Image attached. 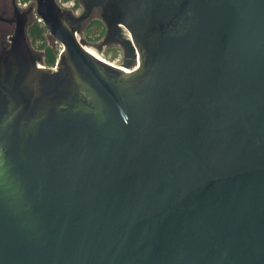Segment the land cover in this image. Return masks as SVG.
Returning <instances> with one entry per match:
<instances>
[{"label":"water","instance_id":"obj_1","mask_svg":"<svg viewBox=\"0 0 264 264\" xmlns=\"http://www.w3.org/2000/svg\"><path fill=\"white\" fill-rule=\"evenodd\" d=\"M82 4L36 0L57 71L0 54V264H264V0Z\"/></svg>","mask_w":264,"mask_h":264},{"label":"flooded vegetation","instance_id":"obj_2","mask_svg":"<svg viewBox=\"0 0 264 264\" xmlns=\"http://www.w3.org/2000/svg\"><path fill=\"white\" fill-rule=\"evenodd\" d=\"M60 4L59 5L62 7V5L64 6V5H67L68 3L61 2ZM71 4L72 5H70L68 8L66 7H62V8L64 10H68L72 12L75 16H80L84 12L82 0H79V4L81 8L80 14H77V10L74 11L73 9L74 3L71 2ZM35 11H36V0H0V54L10 47L11 38L15 35V31L17 29L19 21L24 20L27 44L33 54V57L37 60V67L41 69L52 70L51 67L45 63V61L48 58L47 53H46L47 49L49 47L52 48L49 42L47 41L48 33L45 34V40H46L45 47H41V42L34 43L30 35V29L35 23V21L32 19V17L36 15ZM95 18H101L100 8H95L91 17L82 25L81 35H80L81 37H84V31L85 29H87L89 22ZM104 27H105V32L103 36L98 40V42H93V43L87 42V43H92V45L97 49V51L99 53L104 54L105 56H109L111 53L114 52L113 50H115V52H118V53L120 51L122 53V60H120V64L116 66L125 68V71H127L126 69L132 70L134 67L137 66V62L136 60H134V64L131 67H125V65L128 62V59L125 58V51L119 43L111 42L106 45L103 44L104 41L107 39V33H108L105 23H104ZM121 33L126 37L128 35V33L124 29ZM60 46L61 48H63L61 44ZM59 61H60V55L58 54L57 65ZM38 64L44 65V67H39ZM57 69H58V66H57ZM57 69L52 70V71H57Z\"/></svg>","mask_w":264,"mask_h":264},{"label":"trees","instance_id":"obj_3","mask_svg":"<svg viewBox=\"0 0 264 264\" xmlns=\"http://www.w3.org/2000/svg\"><path fill=\"white\" fill-rule=\"evenodd\" d=\"M62 3H74V11L78 10L80 8L79 0H61ZM105 32V27L104 23L102 22L101 18H95L91 20L87 26V29L84 31V36L92 41H97L99 40ZM47 33V29L45 26L40 23L35 21L34 25L30 29V35L32 37V40L34 43L36 42H41V47L46 46V40H45V34ZM47 60L45 63L53 67L58 59V53L55 52L52 48L47 49Z\"/></svg>","mask_w":264,"mask_h":264},{"label":"rangeland","instance_id":"obj_4","mask_svg":"<svg viewBox=\"0 0 264 264\" xmlns=\"http://www.w3.org/2000/svg\"><path fill=\"white\" fill-rule=\"evenodd\" d=\"M33 3H34V1H33ZM70 5H72V4L71 3H68L67 5H64V6L62 5V7L68 8ZM80 13H81V8H79L77 10V14H80ZM33 17H34V20L35 21L39 22L36 15H34ZM47 33H48V35H47V41L51 45L52 49L55 52H59L62 49L61 46H60V44L49 34L48 31H47ZM82 38H84L87 42H92V43L93 42H98V40L97 41L89 40L85 36L82 37ZM92 43H90V44H92ZM87 50L90 51V52H92L94 55H96L97 57L101 58L102 60H104V61H106L108 63H111L113 65L115 64V66L116 65H119L120 64V60H122V53L120 51L118 53V52H115V50H113L114 51L113 53H111L109 56H105L104 54L99 53L97 51V49L93 45H89V44L87 45ZM58 54H60V53H58Z\"/></svg>","mask_w":264,"mask_h":264},{"label":"built area","instance_id":"obj_5","mask_svg":"<svg viewBox=\"0 0 264 264\" xmlns=\"http://www.w3.org/2000/svg\"><path fill=\"white\" fill-rule=\"evenodd\" d=\"M59 3H61V0H57ZM37 16V15H36ZM37 19H38V21L40 22V23H42V20L37 16ZM62 51H63V48L61 49V51H60V54L62 53ZM59 54V55H60ZM38 66L39 67H44V65H41V64H38ZM57 62H56V64L53 66V67H51V69L52 70H56L57 69ZM137 68V66L136 67H134L132 70L131 69H126L127 71L126 72H131V71H133V70H135Z\"/></svg>","mask_w":264,"mask_h":264},{"label":"bare ground","instance_id":"obj_6","mask_svg":"<svg viewBox=\"0 0 264 264\" xmlns=\"http://www.w3.org/2000/svg\"><path fill=\"white\" fill-rule=\"evenodd\" d=\"M90 52V51H89ZM92 53V52H91ZM93 54V53H92ZM94 55V54H93ZM96 56V55H95ZM97 57V56H96ZM99 58V57H98ZM99 59H101V58H99ZM102 60V59H101ZM102 61H104V60H102ZM104 62H106V61H104ZM106 63H108V62H106ZM123 71H125V68H121ZM126 72V71H125Z\"/></svg>","mask_w":264,"mask_h":264}]
</instances>
